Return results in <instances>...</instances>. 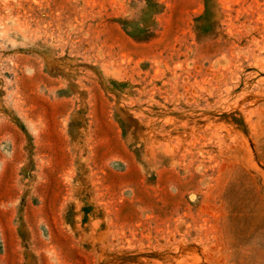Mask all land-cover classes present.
Instances as JSON below:
<instances>
[{"label":"rangeland","instance_id":"1","mask_svg":"<svg viewBox=\"0 0 264 264\" xmlns=\"http://www.w3.org/2000/svg\"><path fill=\"white\" fill-rule=\"evenodd\" d=\"M0 264H264V0H0Z\"/></svg>","mask_w":264,"mask_h":264}]
</instances>
